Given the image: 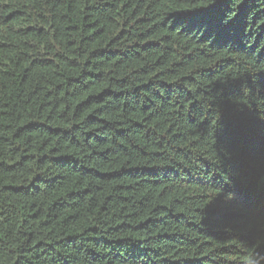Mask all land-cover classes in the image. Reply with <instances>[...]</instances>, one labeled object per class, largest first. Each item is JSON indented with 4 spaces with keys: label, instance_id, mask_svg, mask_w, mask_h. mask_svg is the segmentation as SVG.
<instances>
[{
    "label": "trees",
    "instance_id": "obj_1",
    "mask_svg": "<svg viewBox=\"0 0 264 264\" xmlns=\"http://www.w3.org/2000/svg\"><path fill=\"white\" fill-rule=\"evenodd\" d=\"M0 264H264V0H0Z\"/></svg>",
    "mask_w": 264,
    "mask_h": 264
}]
</instances>
